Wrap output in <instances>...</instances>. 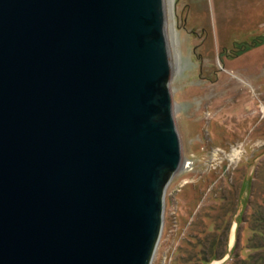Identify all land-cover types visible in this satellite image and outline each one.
I'll use <instances>...</instances> for the list:
<instances>
[{
    "label": "water",
    "instance_id": "95a60500",
    "mask_svg": "<svg viewBox=\"0 0 264 264\" xmlns=\"http://www.w3.org/2000/svg\"><path fill=\"white\" fill-rule=\"evenodd\" d=\"M171 75L164 0H0V264L152 263Z\"/></svg>",
    "mask_w": 264,
    "mask_h": 264
},
{
    "label": "rangeland",
    "instance_id": "374dc122",
    "mask_svg": "<svg viewBox=\"0 0 264 264\" xmlns=\"http://www.w3.org/2000/svg\"><path fill=\"white\" fill-rule=\"evenodd\" d=\"M164 8L183 162L166 187L151 264H225L215 256L229 237L243 227V243L249 236L240 223L247 206L238 228L232 219L240 180L243 206L264 171V0H164ZM255 182L257 205L264 185Z\"/></svg>",
    "mask_w": 264,
    "mask_h": 264
},
{
    "label": "flooded vegetation",
    "instance_id": "af4514ba",
    "mask_svg": "<svg viewBox=\"0 0 264 264\" xmlns=\"http://www.w3.org/2000/svg\"><path fill=\"white\" fill-rule=\"evenodd\" d=\"M262 165V164H261ZM260 165V166H261ZM260 168V167H259ZM242 181H243V176L240 180V185L237 188V195H238V205H237V209H235L234 213L232 214V219L233 224L235 225V227L239 225V215H241V208H243L245 205L247 206L245 211H247V216L244 218L240 217V223L244 222V226H247L249 229V236L246 240L245 243H243V230L244 227L242 228L240 235L237 236L234 234L235 236H230L229 240H228V246H227V250L225 251V254L223 256H219L218 254H216V258L215 259H222L225 257V255L227 254V258H226V262H224L225 264H233L232 261H234V257H238L236 262L234 264H264V231H261V227L262 224L264 223V217H260L261 214L258 213V211L260 210L261 206H263L264 202H263V193H264V189L262 196L257 197V205H255V202H253V198H254V192H255V181H259L261 187H263L264 185V171L262 172V179H259V170L256 171L255 176L251 178L250 180V189L249 192L247 194V200H245L244 205L240 206V187L242 185ZM229 185L228 187L230 189H235V185L234 182L229 181ZM253 204L255 206H253ZM239 208V210H238ZM260 214V216H259ZM236 218V220L234 219ZM256 225H258L257 227H255ZM259 229V230H258ZM263 230V229H262ZM245 249V254L242 255L241 251H243Z\"/></svg>",
    "mask_w": 264,
    "mask_h": 264
},
{
    "label": "trees",
    "instance_id": "16d2710c",
    "mask_svg": "<svg viewBox=\"0 0 264 264\" xmlns=\"http://www.w3.org/2000/svg\"><path fill=\"white\" fill-rule=\"evenodd\" d=\"M263 195H264V193H263ZM263 202H264V196H263ZM258 213L261 214V216H260V214H259L260 217H264V204H263V206H261V208H260V210L258 211ZM257 226H258V225H256L255 227H257ZM262 229H263V230H262ZM258 230H259V229H258ZM261 231H264V223L262 224Z\"/></svg>",
    "mask_w": 264,
    "mask_h": 264
},
{
    "label": "bare ground",
    "instance_id": "6f19581e",
    "mask_svg": "<svg viewBox=\"0 0 264 264\" xmlns=\"http://www.w3.org/2000/svg\"><path fill=\"white\" fill-rule=\"evenodd\" d=\"M168 32V31H167ZM167 32H166V38H167V42H168V45H169V38H168V35H167ZM173 37L175 38V34L173 33ZM173 39V38H172ZM170 50V49H169ZM171 55V54H170Z\"/></svg>",
    "mask_w": 264,
    "mask_h": 264
},
{
    "label": "built area",
    "instance_id": "2783aa9c",
    "mask_svg": "<svg viewBox=\"0 0 264 264\" xmlns=\"http://www.w3.org/2000/svg\"><path fill=\"white\" fill-rule=\"evenodd\" d=\"M233 147V146H232ZM225 150V149H224ZM223 152V150H221ZM237 152V151H236ZM228 160L230 161V158H228Z\"/></svg>",
    "mask_w": 264,
    "mask_h": 264
}]
</instances>
